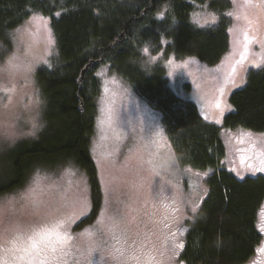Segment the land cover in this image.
<instances>
[{
	"label": "rangeland",
	"instance_id": "rangeland-1",
	"mask_svg": "<svg viewBox=\"0 0 264 264\" xmlns=\"http://www.w3.org/2000/svg\"><path fill=\"white\" fill-rule=\"evenodd\" d=\"M229 1L228 53L213 66L171 56L164 62L166 76L176 96L193 102L204 120L220 128L226 170L237 180L264 178V173L253 175L240 162L241 156L264 152V135L251 132L248 138L241 136L248 131L222 128L228 99L243 87L248 70L264 69V0ZM193 14L197 25L213 22L204 6ZM245 34L251 44L241 61ZM54 46L48 22L33 18L11 35L9 47L0 49V153L41 131L44 102L36 72L49 64ZM96 75L101 92L90 143L102 198L96 218L77 227L91 211L90 191L86 174L68 164L53 172L36 171L20 189L0 197V233L8 240L16 225L29 232L60 224L67 241L66 264H181L176 245L183 244L208 195L211 170L181 167L161 113L106 66ZM217 98L223 111L214 106ZM30 189H35V206L30 197L25 199ZM262 208L264 202L257 216L261 240L247 264H264Z\"/></svg>",
	"mask_w": 264,
	"mask_h": 264
},
{
	"label": "trees",
	"instance_id": "trees-1",
	"mask_svg": "<svg viewBox=\"0 0 264 264\" xmlns=\"http://www.w3.org/2000/svg\"><path fill=\"white\" fill-rule=\"evenodd\" d=\"M203 6L214 24L193 21ZM231 8L229 0H0V49L34 17L48 22L55 43L49 64L36 72L44 125L36 138L0 153V197L36 171L69 164L86 174L90 191L91 211L77 227L96 218L102 198L90 143L101 92L96 74L106 66L161 113L181 167L211 170L208 195L189 224L179 262L247 264L261 240L264 178L237 180L226 170L220 128L170 90L164 65L171 56L218 64L230 47ZM222 128L264 135V69L248 70L243 87L228 99Z\"/></svg>",
	"mask_w": 264,
	"mask_h": 264
},
{
	"label": "snow or ice",
	"instance_id": "snow-or-ice-1",
	"mask_svg": "<svg viewBox=\"0 0 264 264\" xmlns=\"http://www.w3.org/2000/svg\"><path fill=\"white\" fill-rule=\"evenodd\" d=\"M34 19L43 21L47 25V21L43 17H34ZM250 44L251 41L245 34L242 41L244 52L241 53V61L245 58ZM14 59V56L10 58L9 64ZM223 91L224 89L221 88L219 91L220 96L223 95ZM214 106L223 111L219 98H217ZM241 136L251 138L252 133L242 132ZM240 162L253 175L264 173V152L241 156ZM232 171H236V169L233 168ZM237 174L240 173L237 172ZM241 179H243V176H241ZM34 192L35 189H30L29 194L25 197V199L31 198L33 206L36 205ZM261 216L264 218V208L261 210ZM61 227L62 225L57 224L51 227L34 228L29 232H25L19 225H16L14 234L8 240H5L3 233H0V264H66L65 245L67 241L66 235L60 231ZM176 247L183 248V244H177Z\"/></svg>",
	"mask_w": 264,
	"mask_h": 264
},
{
	"label": "flooded vegetation",
	"instance_id": "flooded-vegetation-1",
	"mask_svg": "<svg viewBox=\"0 0 264 264\" xmlns=\"http://www.w3.org/2000/svg\"><path fill=\"white\" fill-rule=\"evenodd\" d=\"M70 264H75V262H70Z\"/></svg>",
	"mask_w": 264,
	"mask_h": 264
}]
</instances>
